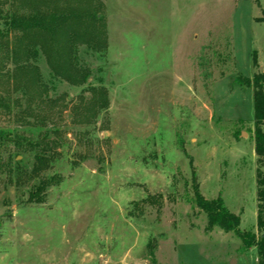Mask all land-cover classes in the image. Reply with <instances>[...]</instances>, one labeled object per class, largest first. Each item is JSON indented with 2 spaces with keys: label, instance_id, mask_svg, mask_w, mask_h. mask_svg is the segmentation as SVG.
Listing matches in <instances>:
<instances>
[{
  "label": "rangeland",
  "instance_id": "1",
  "mask_svg": "<svg viewBox=\"0 0 264 264\" xmlns=\"http://www.w3.org/2000/svg\"><path fill=\"white\" fill-rule=\"evenodd\" d=\"M101 1L108 48L86 60L109 105L57 81L31 126L0 117V130L46 132L52 159L38 175L35 152L0 150L21 168L0 171V264H258L237 234L208 229L192 184L257 230L264 167L238 77L264 72V0Z\"/></svg>",
  "mask_w": 264,
  "mask_h": 264
},
{
  "label": "trees",
  "instance_id": "2",
  "mask_svg": "<svg viewBox=\"0 0 264 264\" xmlns=\"http://www.w3.org/2000/svg\"><path fill=\"white\" fill-rule=\"evenodd\" d=\"M103 7L101 0H0V117L13 116L14 120L31 126L29 118H39L36 104L46 103L57 81L90 90L89 104L93 107L109 105L107 89L91 83L93 70L86 60L90 54H105L108 48ZM258 21L263 22L264 16ZM253 57L254 66L258 67L256 53ZM42 62L46 64L48 77L42 71ZM253 74L239 75L238 82L253 90L254 150L264 167V72ZM10 144L19 152H35L32 173L39 175L52 161L46 132L36 140L18 130H0V150ZM2 169L9 175L21 170L12 157L7 161H1L0 157ZM256 172V231L241 230L240 215L231 212L222 197L206 198L195 178L192 201L206 213L208 229L221 228L237 234L242 239L243 251L255 247L258 264H264V170L258 168ZM49 185L47 179L41 180L30 191L29 200L42 202ZM158 197H148L146 202L161 206L164 200L161 195Z\"/></svg>",
  "mask_w": 264,
  "mask_h": 264
}]
</instances>
